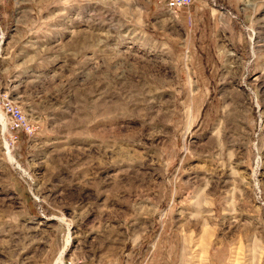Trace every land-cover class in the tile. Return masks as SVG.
I'll return each instance as SVG.
<instances>
[{"label": "rangeland", "instance_id": "1", "mask_svg": "<svg viewBox=\"0 0 264 264\" xmlns=\"http://www.w3.org/2000/svg\"><path fill=\"white\" fill-rule=\"evenodd\" d=\"M167 3L0 0V264H264V0Z\"/></svg>", "mask_w": 264, "mask_h": 264}, {"label": "built area", "instance_id": "2", "mask_svg": "<svg viewBox=\"0 0 264 264\" xmlns=\"http://www.w3.org/2000/svg\"><path fill=\"white\" fill-rule=\"evenodd\" d=\"M194 0H168V6L171 10H177L181 7H188L193 3ZM11 114L12 122L17 128L25 129L26 131L32 132V126L28 123L25 114L13 107L11 104L8 105V111L6 113ZM8 116V115H7Z\"/></svg>", "mask_w": 264, "mask_h": 264}, {"label": "bare ground", "instance_id": "3", "mask_svg": "<svg viewBox=\"0 0 264 264\" xmlns=\"http://www.w3.org/2000/svg\"><path fill=\"white\" fill-rule=\"evenodd\" d=\"M1 120H3V118L1 117ZM5 123H6V125H7V122H6V120H5ZM9 158H10V160H13V156H12V154H9Z\"/></svg>", "mask_w": 264, "mask_h": 264}, {"label": "crops", "instance_id": "4", "mask_svg": "<svg viewBox=\"0 0 264 264\" xmlns=\"http://www.w3.org/2000/svg\"><path fill=\"white\" fill-rule=\"evenodd\" d=\"M167 11H168L169 13L174 12L173 10H171V9L169 8L168 3H167Z\"/></svg>", "mask_w": 264, "mask_h": 264}]
</instances>
